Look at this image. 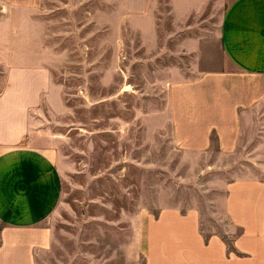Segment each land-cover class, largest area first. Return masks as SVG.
Masks as SVG:
<instances>
[{"label": "rangeland", "instance_id": "374dc122", "mask_svg": "<svg viewBox=\"0 0 264 264\" xmlns=\"http://www.w3.org/2000/svg\"><path fill=\"white\" fill-rule=\"evenodd\" d=\"M220 16L156 19L143 37L118 0H0V91L8 71L45 68L50 78L31 134L55 151L60 199L36 264H150L151 222L177 204L198 208L203 235L226 237L199 163H185L197 156L152 131H165L174 80L229 67Z\"/></svg>", "mask_w": 264, "mask_h": 264}, {"label": "crops", "instance_id": "0c3cea01", "mask_svg": "<svg viewBox=\"0 0 264 264\" xmlns=\"http://www.w3.org/2000/svg\"><path fill=\"white\" fill-rule=\"evenodd\" d=\"M219 11L229 67L174 80L165 131L159 122L152 131L197 156L185 163H199V186L214 192L212 215L226 237L203 235L195 206L163 207L151 222L150 264H264V0H118L120 19L139 20L143 37H152L156 19L178 26ZM15 71L0 91V264H36L60 199L55 151L31 134L50 78L45 68ZM215 172L228 177L208 178Z\"/></svg>", "mask_w": 264, "mask_h": 264}]
</instances>
